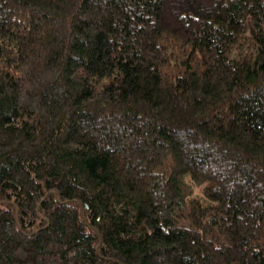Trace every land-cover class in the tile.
Here are the masks:
<instances>
[{
  "label": "trees",
  "instance_id": "16d2710c",
  "mask_svg": "<svg viewBox=\"0 0 264 264\" xmlns=\"http://www.w3.org/2000/svg\"><path fill=\"white\" fill-rule=\"evenodd\" d=\"M0 264H264V0H0Z\"/></svg>",
  "mask_w": 264,
  "mask_h": 264
}]
</instances>
